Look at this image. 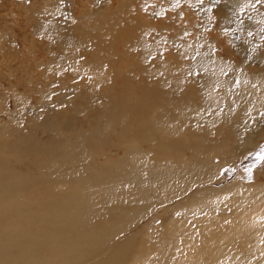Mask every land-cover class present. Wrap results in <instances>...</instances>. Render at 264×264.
<instances>
[{"label": "bare ground", "instance_id": "obj_1", "mask_svg": "<svg viewBox=\"0 0 264 264\" xmlns=\"http://www.w3.org/2000/svg\"><path fill=\"white\" fill-rule=\"evenodd\" d=\"M223 8L257 38L240 40L235 57L211 37L194 49L182 39L192 29L182 26L167 54L179 73L152 71L148 84L144 74L118 94L93 65L102 90L67 92L77 101L72 115L54 107L24 128L10 114L12 125L0 121V264H264V164L253 181L221 185L264 136V0H227ZM51 12L42 29L57 33ZM80 16L71 35L84 31L76 43L100 54L114 25ZM39 128L48 140L35 135Z\"/></svg>", "mask_w": 264, "mask_h": 264}, {"label": "rangeland", "instance_id": "obj_2", "mask_svg": "<svg viewBox=\"0 0 264 264\" xmlns=\"http://www.w3.org/2000/svg\"><path fill=\"white\" fill-rule=\"evenodd\" d=\"M226 4L227 0H0V57L3 56L0 59V103H3L0 106L4 111V113L0 112V121L12 125V123H8L10 119L7 114H10L12 120L19 121L21 125H24L28 120H33L32 118L38 121L45 110L51 113V109H54V107V112H57V114L61 111V113L72 115V106H75L77 101L70 100V98H73L71 97L72 94L68 95L67 92H71L74 88H76V91L78 89V92L80 90L85 92L86 89L90 90L92 87L93 90L98 92L102 90L99 85L100 81L92 75L91 69L93 65L99 67L102 75L115 86H113V89L118 94L122 90L128 92L134 85L138 87L142 83V75L144 74L150 77L146 81L148 84L149 80H152L151 76H149L152 71H156L157 75L161 77H163L162 73L164 71L179 73V68L175 69L173 64L170 63L172 51H175L176 48L172 40H169L181 33L180 28L182 26L192 29V31L188 29L190 32L183 34L182 39L188 40L194 49L198 48L197 40L205 36V38H212L214 45L220 42L219 45L225 46L222 51L225 52L226 56L230 54V56L235 57L237 52L241 53L243 51V48H240V40L242 44L247 41L257 43V38L255 39V33L253 32H248L243 28L239 30L240 26L234 23L232 18L228 17L229 13L223 8H226ZM32 9L39 13H35ZM56 9L57 25L55 28L57 33L43 30L41 23H44L43 20L56 17V12H51ZM83 12L85 14L92 13L97 19L102 17V21L105 20L110 25H114L113 30L111 29L108 32L109 34L106 35V37L109 35L108 40L105 41L102 36L106 47L101 45L100 54H96L95 51L89 48H85L86 50L82 49L80 41L76 43L77 39L75 37L77 35L84 36V31L82 33L78 32L75 37L73 35L75 32L71 35V28L79 23L76 21V17L79 18L81 17L80 15H84ZM223 17L231 19L232 29L227 28L228 23L224 21ZM69 23L70 25L68 26ZM196 25L197 28L195 27ZM224 25L226 26L223 27ZM216 28H218L217 31ZM4 34L7 35L4 36ZM233 35L234 37H231ZM227 39H229L230 43H227ZM103 40L102 43L104 44ZM166 40L168 43L167 49ZM259 42L264 45V40H259ZM86 45L90 47L87 43ZM139 45L141 47H138ZM157 45L160 46L158 51L162 49L163 52H161L163 54L165 52L164 55L167 58L165 56L161 57L162 53L159 54L161 56L155 53V56L152 54L156 50L154 48L158 47ZM149 46L151 47L148 49ZM101 49L103 51L105 49L109 53H102ZM121 50L126 53H122ZM142 50H145V53ZM141 52H143V56ZM117 55H121V58ZM115 58L116 61L114 60ZM144 58H149L150 60L148 59L147 61L151 62V64H144L145 66L142 68H135L136 65L144 62ZM153 58L155 62H153ZM165 58H169V61L165 60ZM237 58L238 56L235 59L233 58V62ZM166 61L171 66L168 65L166 67ZM121 64L122 66L120 67ZM127 65L131 66V69ZM147 65L153 66L149 67ZM152 67L153 69H151ZM119 68L127 70V73H124V77L119 74ZM145 69L148 70L145 71ZM128 72H131V78ZM134 74L136 75L133 80ZM115 76L116 80H114ZM94 78L96 83H94ZM86 84L87 86L89 85V88L85 86ZM93 84H97V87L93 86ZM106 102L107 100L103 99V103ZM3 105L6 106L3 108ZM44 106H47V108H44ZM23 110H26L25 114H23ZM39 110L43 112L40 114ZM91 111L85 114L88 122L90 117L88 114L93 113ZM202 121H204L203 116H201V124ZM20 123L19 126L22 127L23 125L21 126ZM26 125L22 128L26 127ZM80 125V123L75 124V126ZM36 131L35 135L38 138L41 137V134L44 136L40 139L48 140L50 138V134L46 129L39 128ZM121 155L122 152L118 151L117 156ZM262 157H264V136L253 150L234 163L232 169L225 172L221 185L233 180L239 181L240 179H244L243 181L245 182L253 181L257 169L264 164V158ZM33 167L35 171L38 168L36 166ZM189 185L191 184L182 186L178 193L179 196L187 194L186 190ZM221 185L216 184L215 186L219 187ZM162 210L163 208H161ZM202 219H206V217H202ZM154 228L159 227L153 225L152 229Z\"/></svg>", "mask_w": 264, "mask_h": 264}, {"label": "snow or ice", "instance_id": "obj_3", "mask_svg": "<svg viewBox=\"0 0 264 264\" xmlns=\"http://www.w3.org/2000/svg\"><path fill=\"white\" fill-rule=\"evenodd\" d=\"M262 158H264V157H262Z\"/></svg>", "mask_w": 264, "mask_h": 264}]
</instances>
